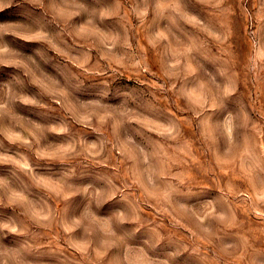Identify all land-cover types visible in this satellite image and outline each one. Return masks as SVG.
I'll list each match as a JSON object with an SVG mask.
<instances>
[{
  "label": "rangeland",
  "instance_id": "374dc122",
  "mask_svg": "<svg viewBox=\"0 0 264 264\" xmlns=\"http://www.w3.org/2000/svg\"><path fill=\"white\" fill-rule=\"evenodd\" d=\"M0 264H264V0H0Z\"/></svg>",
  "mask_w": 264,
  "mask_h": 264
}]
</instances>
